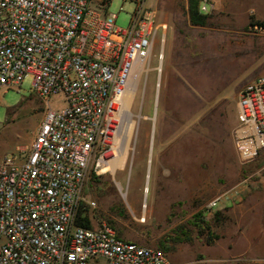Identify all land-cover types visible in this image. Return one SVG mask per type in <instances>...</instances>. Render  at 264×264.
Segmentation results:
<instances>
[{
  "label": "built area",
  "instance_id": "obj_1",
  "mask_svg": "<svg viewBox=\"0 0 264 264\" xmlns=\"http://www.w3.org/2000/svg\"><path fill=\"white\" fill-rule=\"evenodd\" d=\"M111 1L0 0V89L30 75L31 91L46 102L30 146L0 160V264H172L104 220L76 223L81 201L95 207L84 199L90 164L105 161L129 117L132 69L164 42L166 25L145 0H131L126 28L115 25ZM198 1L201 13L214 8ZM236 115L232 138L246 164L264 148V74L241 88Z\"/></svg>",
  "mask_w": 264,
  "mask_h": 264
},
{
  "label": "rangeland",
  "instance_id": "obj_2",
  "mask_svg": "<svg viewBox=\"0 0 264 264\" xmlns=\"http://www.w3.org/2000/svg\"><path fill=\"white\" fill-rule=\"evenodd\" d=\"M212 2L207 24L195 26L188 19V0H145L157 22L166 25L164 42L155 43L132 86L129 117L114 149L99 164L94 158L84 190L85 201L95 202L94 208L88 205L91 222H108L128 241L159 248V241L185 225L193 242L166 244L171 251L197 252L207 243L208 230L219 236L246 224L263 231L261 202L247 223L230 218L229 209L250 192L259 201L264 197V148L242 164L232 138L239 91L264 74V28L250 24L251 15L264 21V0ZM133 8L131 0H112L108 12L117 14V27L126 28ZM31 80L29 75L18 87L0 89V160L27 149L42 120L46 102L31 91ZM50 100L61 106L60 96ZM125 147L122 168L101 171ZM232 194L237 200L224 201ZM217 211L220 221L214 222ZM198 213L210 226L202 234L190 222Z\"/></svg>",
  "mask_w": 264,
  "mask_h": 264
},
{
  "label": "crops",
  "instance_id": "obj_3",
  "mask_svg": "<svg viewBox=\"0 0 264 264\" xmlns=\"http://www.w3.org/2000/svg\"><path fill=\"white\" fill-rule=\"evenodd\" d=\"M211 3L214 6L212 0ZM232 200H237L235 194L224 201ZM259 202L264 209V197L259 201L253 192L246 194L244 203L230 205V218L247 223L255 211L259 212ZM262 230L259 233L246 224L237 226L220 233L211 243L197 247V252L181 248L167 255L172 264H264V227Z\"/></svg>",
  "mask_w": 264,
  "mask_h": 264
},
{
  "label": "trees",
  "instance_id": "obj_4",
  "mask_svg": "<svg viewBox=\"0 0 264 264\" xmlns=\"http://www.w3.org/2000/svg\"><path fill=\"white\" fill-rule=\"evenodd\" d=\"M198 0H188V7H187V15L188 19L191 25L195 26H205L208 22V19L210 17L209 13H201L198 8ZM250 24L252 26H260L264 28V21H260L257 19H254V16L251 15V21ZM220 211H217L214 215V222L220 221ZM192 225L197 228L201 229L200 234L204 232L202 230L203 228L207 230L210 228L209 223L201 217V214H196L194 216V219L190 221ZM76 223L79 225H82L84 227H90L91 226V220L89 218V213H88V205L86 202L81 201L80 206L78 208L77 216H76ZM192 230L186 228L185 225H180L173 231V235H170L169 237L165 238L162 241H159V249L163 250L165 253L167 251H171L174 249L173 246L167 245L166 242L170 241L172 244L174 243H180V242H187V243H192L193 242V237H192ZM208 238L207 242L211 243L214 238H218L217 235H213L209 230H208Z\"/></svg>",
  "mask_w": 264,
  "mask_h": 264
},
{
  "label": "bare ground",
  "instance_id": "obj_5",
  "mask_svg": "<svg viewBox=\"0 0 264 264\" xmlns=\"http://www.w3.org/2000/svg\"><path fill=\"white\" fill-rule=\"evenodd\" d=\"M143 69H144V67H143L142 64H136L133 67V69H132V75H131V79H130V85L131 86L128 88V90L126 91V94H125V96L123 98V104H124V108L125 109L129 108V105H130V103L132 101V98H133V88H132V86L138 80V77L140 76V72ZM157 96H158V92H157ZM125 150H126V147L124 148L122 154L119 157H114V158H112L110 160H107L105 162L106 164L101 168L102 169L101 171H103V170H112L113 171L115 168H122V166L124 165V162H125ZM145 189H147V187Z\"/></svg>",
  "mask_w": 264,
  "mask_h": 264
}]
</instances>
